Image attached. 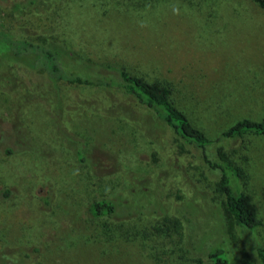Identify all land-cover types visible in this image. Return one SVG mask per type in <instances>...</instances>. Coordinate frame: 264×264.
<instances>
[{"label": "rangeland", "instance_id": "374dc122", "mask_svg": "<svg viewBox=\"0 0 264 264\" xmlns=\"http://www.w3.org/2000/svg\"><path fill=\"white\" fill-rule=\"evenodd\" d=\"M0 32L168 85L211 139L264 116V9L252 0H0ZM154 120L122 92L54 84L1 56L0 264H209L219 244L231 264H258L264 137L204 150L243 168L261 222L246 233L225 219L220 172ZM102 198L115 214L89 213ZM166 213L181 228L159 236Z\"/></svg>", "mask_w": 264, "mask_h": 264}, {"label": "trees", "instance_id": "16d2710c", "mask_svg": "<svg viewBox=\"0 0 264 264\" xmlns=\"http://www.w3.org/2000/svg\"><path fill=\"white\" fill-rule=\"evenodd\" d=\"M252 1L264 9V0ZM0 45V57L4 60L20 63L30 69H42L54 84L61 81L80 86L114 89L152 111L157 126L170 130L185 144L199 148L205 163L220 172L217 186L224 197L222 206L225 219L246 233L254 232L261 224L256 205L251 197L241 190L238 182L245 176L243 168L222 147L217 151L218 160L210 159L204 150L208 145L223 140H237L246 136L264 137V116L260 120L240 119L223 130L217 138L211 139L196 127L187 113L176 104L173 91L168 85L148 81L124 68L116 69L93 61L58 44L15 39L6 32H0ZM119 113L126 117V113ZM158 208L162 210L163 215L165 212L160 204ZM116 210L117 203L109 198L99 199L89 206V213L98 218L115 214ZM180 228L181 220L168 213L154 226L159 236L171 234L167 233L170 231L178 233ZM255 250L258 264H264V245L257 242ZM207 257L209 264H231L232 259L230 250L222 244L212 247Z\"/></svg>", "mask_w": 264, "mask_h": 264}]
</instances>
